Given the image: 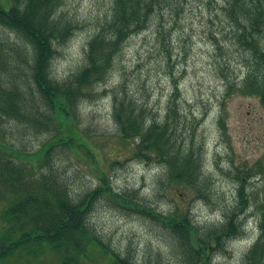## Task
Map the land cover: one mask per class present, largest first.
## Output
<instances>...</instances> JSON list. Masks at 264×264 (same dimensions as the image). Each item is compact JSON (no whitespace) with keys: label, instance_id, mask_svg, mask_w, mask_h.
<instances>
[{"label":"trees","instance_id":"1","mask_svg":"<svg viewBox=\"0 0 264 264\" xmlns=\"http://www.w3.org/2000/svg\"><path fill=\"white\" fill-rule=\"evenodd\" d=\"M163 2L171 5V0H111L87 42L83 62L59 77L53 70L54 60L60 47L80 29L79 20L64 10L66 0H0V26L20 39L9 44L0 33V120L15 121L21 139L28 133L47 135L32 152L0 141L4 149L0 150V204L6 203L0 215V264H92L95 245L108 258L107 264H140L130 247L124 253L110 250L90 222L97 196L112 197L118 205L135 207L162 224L172 234L174 250L184 264H209L214 253L224 250L227 240L245 233L244 215L254 199L246 186L253 170L247 167L234 174L240 184L235 204L223 207L224 219L201 227L184 208L178 206L163 214L144 204L138 195L115 191L106 173L94 189L84 195L73 194L51 163L58 146L73 149L74 143L91 152V145L80 142L82 135H75L80 134L78 108L101 94L98 86L112 77L115 60L126 42L154 23ZM223 9L234 27L231 37L247 73L241 82L231 84L230 53L234 51L229 49L221 72L230 88L258 96L264 105V0H227ZM160 27L164 31L161 21L159 33ZM215 44L224 49L216 39ZM105 91L112 95L116 133L121 139L135 141L132 157L163 162L168 181L192 189L198 198L211 199V177L203 170V144L196 138L189 143L178 141L173 134L175 124L170 131L177 111L174 103L161 123L146 104L139 105L131 96L126 78ZM13 154L21 161H15ZM27 159L33 162L28 164ZM259 165L264 172L261 161ZM259 206L260 233L244 254L243 264H264V200ZM158 257L162 255L158 253Z\"/></svg>","mask_w":264,"mask_h":264},{"label":"rangeland","instance_id":"2","mask_svg":"<svg viewBox=\"0 0 264 264\" xmlns=\"http://www.w3.org/2000/svg\"><path fill=\"white\" fill-rule=\"evenodd\" d=\"M110 1L66 0L64 10L79 20L80 29L60 47L53 63L56 75L66 76L83 62L87 42L98 29V18L108 10ZM226 1L171 0V5L163 2L158 6L154 23L126 42L115 60L112 77L98 86L101 94L78 108L80 134L75 135H82L80 142L91 145V152L84 145L71 143L73 149L55 147L51 159L73 194L84 195L94 189L106 173L115 191L138 195L144 204L163 214L178 206L184 208L191 221L201 227L223 220V207L235 204L240 181L234 174L238 168L253 170L246 180L254 199L244 215L245 233L227 240L224 250L214 253L209 264H243L244 254L260 233L259 204L264 200V172L259 165L260 161L264 165V105L258 96L230 88L221 72L229 49L234 51L230 53L234 70L231 84L234 80L241 82L247 73L231 37L234 27L225 16ZM159 21L164 25L160 33ZM0 33L9 44L20 42L15 33L2 26ZM215 39L223 50L217 48ZM122 78L127 79L131 96L139 105L146 104L159 122H165L171 103L177 107L170 131L175 124L173 134L178 141L189 143L196 138L203 144V170L211 177V199L198 198L192 189L168 181L163 162L132 157L135 141L121 139L116 133L112 95L105 91ZM46 137L28 133L21 139L15 121L0 120V141L15 149L35 151ZM13 158L17 162L22 159L16 154ZM5 205L0 204V215ZM133 208L118 205L112 197L95 198L90 222L110 250L124 253L130 247L140 264H184L174 250L170 231ZM92 257V264L108 262L99 245L93 246Z\"/></svg>","mask_w":264,"mask_h":264},{"label":"bare ground","instance_id":"3","mask_svg":"<svg viewBox=\"0 0 264 264\" xmlns=\"http://www.w3.org/2000/svg\"><path fill=\"white\" fill-rule=\"evenodd\" d=\"M112 185V184H111Z\"/></svg>","mask_w":264,"mask_h":264}]
</instances>
